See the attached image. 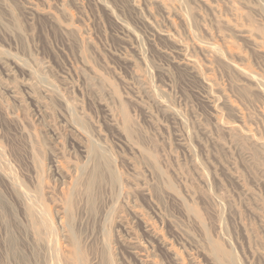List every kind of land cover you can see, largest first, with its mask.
Returning <instances> with one entry per match:
<instances>
[{"label":"rangeland","instance_id":"obj_1","mask_svg":"<svg viewBox=\"0 0 264 264\" xmlns=\"http://www.w3.org/2000/svg\"><path fill=\"white\" fill-rule=\"evenodd\" d=\"M0 264H264V0H0Z\"/></svg>","mask_w":264,"mask_h":264}]
</instances>
